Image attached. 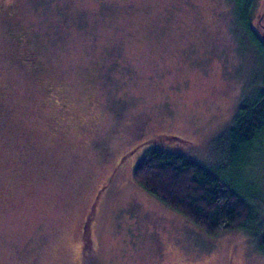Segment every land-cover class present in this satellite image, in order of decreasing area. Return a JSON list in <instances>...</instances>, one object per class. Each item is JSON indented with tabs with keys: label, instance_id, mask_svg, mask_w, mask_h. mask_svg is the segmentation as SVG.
<instances>
[{
	"label": "rangeland",
	"instance_id": "rangeland-1",
	"mask_svg": "<svg viewBox=\"0 0 264 264\" xmlns=\"http://www.w3.org/2000/svg\"><path fill=\"white\" fill-rule=\"evenodd\" d=\"M252 17L264 38V0ZM263 69L232 0L0 1V264H80L83 220L100 264H264L254 228L210 235L133 180L140 151L119 161L170 133L220 162ZM249 155L234 171L264 194V143Z\"/></svg>",
	"mask_w": 264,
	"mask_h": 264
},
{
	"label": "trees",
	"instance_id": "trees-1",
	"mask_svg": "<svg viewBox=\"0 0 264 264\" xmlns=\"http://www.w3.org/2000/svg\"><path fill=\"white\" fill-rule=\"evenodd\" d=\"M232 1L237 23L256 48L264 68V38L252 24L254 0ZM261 28L264 35V26ZM196 142L170 133L140 140L125 153L128 157L141 152L132 167L133 180L208 234L250 226L256 230L257 245L264 248V194L249 185L250 175L245 178L234 171L264 143V69L254 91L239 104L232 125L216 140L224 143V158L204 164L189 157L184 150ZM258 149L261 154L262 148ZM79 250L80 264H100L89 220L83 222Z\"/></svg>",
	"mask_w": 264,
	"mask_h": 264
},
{
	"label": "flooded vegetation",
	"instance_id": "flooded-vegetation-1",
	"mask_svg": "<svg viewBox=\"0 0 264 264\" xmlns=\"http://www.w3.org/2000/svg\"><path fill=\"white\" fill-rule=\"evenodd\" d=\"M0 1H2V0H0ZM3 1H4V3L6 2V0H3ZM27 51H28V54L31 53L33 55L32 51H29V50H27ZM22 58H23V60L25 62V64H24L25 66H27L31 70L35 71L36 73H43V70H42L43 66L41 64V61L38 58L37 59H33V58H35V55H33L32 58H28V57H25V56H22ZM56 97H57V100L54 101V104L56 106L55 109H56L57 112H54V113H57L58 115H70L71 114L70 110H71V106H72L71 105L72 104L71 103V97L68 94H66L65 92H63V91H57L56 92ZM47 109L49 110V108H46V110ZM133 146H131L130 149H132ZM130 149H128V150H130ZM125 153L126 152H124L122 154V156L120 157L119 160H121L123 158L124 159L126 158ZM83 222H84V220H83ZM83 222H82V226H83ZM82 226H81L80 235H81V232H82ZM80 235H79V241H80ZM79 247H78V252H80Z\"/></svg>",
	"mask_w": 264,
	"mask_h": 264
}]
</instances>
